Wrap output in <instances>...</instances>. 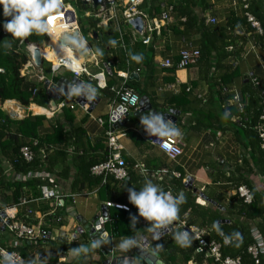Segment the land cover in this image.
I'll return each instance as SVG.
<instances>
[{
	"label": "crops",
	"instance_id": "1",
	"mask_svg": "<svg viewBox=\"0 0 264 264\" xmlns=\"http://www.w3.org/2000/svg\"><path fill=\"white\" fill-rule=\"evenodd\" d=\"M193 3L197 23L200 18L206 20L210 17L216 20V24L212 27H224L229 20L238 21L244 17L239 0H193ZM248 3H250L249 0ZM254 3L259 8L257 13L259 14V10L264 13V0H254ZM255 20L260 26V22L256 18ZM184 21V18L179 21L173 17L172 22L163 26L152 36L150 45L140 51L141 54L136 50L135 43L130 40L128 31L125 32L122 47L117 40H114L115 43L111 44V49L106 47L105 51V48L98 44L102 38L93 41L96 47L93 50L98 49L101 53L98 55L102 62L100 68L106 63L112 67L114 73L128 71V85L138 94L139 101L142 97H146L151 110L161 114L171 111L175 113L176 121L172 124L180 132L177 138L180 141L182 153L174 161L168 160L156 144L141 134L145 128L140 124V117L148 113L132 116L129 122L119 129V132L124 133L119 142L123 147V160L129 165L127 167L129 178L110 183L107 190L99 187L87 188L86 194L78 196L75 205L72 206L66 196L75 194L72 186L75 169L71 164V158L75 153L74 147L71 143L65 149L59 147L66 151L67 159L63 163H57L51 171H41L49 174L50 179H36L23 185L21 183L24 182L18 177L24 174L17 175L11 165L13 159L11 147L16 142L24 143L23 146H26L28 142L36 139L26 135L21 136L18 123L29 119L32 127L27 131L33 130L38 139L52 134V127L56 124L62 125L64 131L69 128L81 129L84 133L85 149L92 150L91 154L98 160L106 148L105 126H101L97 120H107L110 110L117 106L116 95L112 89L119 87V79L106 76L107 84L112 82L109 92L100 91V95H97L98 100L89 110L80 106L70 109V106L74 104L75 96L69 94L63 96L66 107L61 111L50 110L49 103L53 101L52 99L49 100L47 107H40L33 103L24 107L16 101H6L0 106L7 117L5 132L0 141V208H11L20 220L24 219L30 211L27 223L46 229L50 235V240L39 246H29L21 242L17 243L19 246L15 248L14 237L6 229L0 228V246L18 252L26 264H102L106 259L101 247L92 248V241L86 235H75L79 226L78 221L91 222L98 214V207L105 202L120 203L133 208L128 202L127 189L134 187L139 190L147 180L159 185V179L152 174L161 169L177 172L183 179H192V188L208 199V203L205 204L192 193L196 196V204L207 207L211 211L217 210L221 215V220L218 221L219 226L229 225L231 220H237L236 215L230 211L232 207L230 200L235 195L236 184L246 186L250 191L252 189L259 196H264L263 164L259 156L250 149L249 139L243 133L248 117H243L244 111L241 112L237 107L241 104L245 109L249 104L248 93L253 88V79L259 82L262 94L264 93V50L257 42L262 34L261 27L258 32L248 23V28L239 27V23L235 25V28L239 29H236L234 36L244 41L239 38L236 40L240 51L234 58L222 57L211 52L208 58L200 56L196 65L186 69H164L162 63L165 60L168 59L176 65L181 51H199L201 48L202 37L196 30V24L189 22L192 28L183 30L181 23ZM136 54L143 57L139 63L131 60V56ZM89 68L94 70L92 66ZM138 69L140 72L137 73ZM40 73L43 74V71L35 70L28 79L37 82L36 75ZM134 73H137V77L130 79ZM43 75L50 80L45 74ZM54 77L51 75V82ZM60 77L67 78V74L64 73ZM183 90L187 96L188 105L176 106L174 99L181 95ZM225 106L231 107L232 113L228 108L225 109ZM35 109L45 110L49 115L35 113ZM35 118H44V120L36 121ZM5 142L8 144L7 147ZM135 163L143 165L149 171V175H140L132 168ZM171 181L176 179L166 180L167 183ZM34 182L41 183L38 185ZM43 184L56 187L58 193L65 197L62 209L53 210L52 202L40 200L39 187ZM111 214L118 216L113 212ZM121 214L123 216V213ZM61 216V222L57 223L56 219ZM222 221L225 222L221 223ZM258 223L259 219L248 221L251 230L256 229ZM151 227L150 222L140 218L137 227L131 223L128 230H121L123 234L120 237L111 238L105 245L114 249L115 256H124L128 261L133 247L127 251L121 250L119 248L121 240L124 237H131L139 242L145 236L149 242V250L158 253L164 264H171L163 253V247L157 249L156 245H164L173 239V232L154 241L151 234L156 229L152 230ZM176 228L179 227H174L173 230ZM104 230L106 231L105 226ZM81 245L87 246L89 251L75 254L73 249ZM39 254L43 257L41 261H37ZM173 258L175 264H185L178 253ZM212 263L207 260L197 263L194 254L186 262V264ZM0 264L5 263L0 261ZM132 264L137 262L134 261Z\"/></svg>",
	"mask_w": 264,
	"mask_h": 264
},
{
	"label": "trees",
	"instance_id": "2",
	"mask_svg": "<svg viewBox=\"0 0 264 264\" xmlns=\"http://www.w3.org/2000/svg\"><path fill=\"white\" fill-rule=\"evenodd\" d=\"M249 2L248 10L250 14L255 16V18L260 22L262 34L257 42L264 50V13L260 10L259 14L257 13L259 8L255 6L254 0H249ZM76 4L80 7L82 5L80 0H76ZM172 4L174 17L176 20L180 21L181 18L185 19V21L181 23L183 30L192 28L189 22L193 23V25L196 24V30L200 32L202 37L201 48L199 50L201 57L205 56L208 58V55L211 52H214L216 55H221L222 57L231 56L234 58L236 55H238L240 47L238 44H236V40H244L234 36L236 29H239L235 28V25L239 23V27L248 28L247 21L244 17L238 21L231 19L224 27H212L213 25L205 24L204 18H200L197 23V18L194 16L193 11L195 5L193 0H177L175 2H173V0H144L142 7L147 11L150 17H156L159 15L162 5ZM6 19H10V17L5 18L2 14V9H0V24L5 22ZM89 23L90 27H95V22H93L91 19L89 20ZM2 29L3 28L0 27V70L2 71L0 72V106L6 101H16L24 107H27L31 103L40 107H47L50 99L47 97L45 91L41 87V83L32 82L27 76L24 75L25 66L29 61L26 43H32L41 46L47 41V37L45 34H33L26 39H12L9 33L3 35L1 32ZM128 30V27L124 28L125 32ZM98 32L102 35V39L99 41V43L97 42L99 46L103 49L105 48V51L106 47L111 49L109 40H117L118 34L116 31L111 26H108L107 28L101 29ZM22 40H24V42L19 44ZM9 44L10 47L5 46ZM135 45L137 47L136 50L138 53H140V51L144 50L145 48V46H143L139 41L136 42ZM48 66L49 65L44 62L41 68L42 71L44 72V68H48ZM59 78L60 77H54L53 82L56 83ZM111 84L112 82H109L103 92H109ZM252 87L253 88H251L250 93H248L250 98L249 104L246 106L243 113V117H248V122L243 129V133L249 139L248 142L250 149H252L259 156L260 162H262L264 169V148L261 147V140L257 134V131L255 130V127L259 123V118L264 109V104L262 103V88L255 87L253 85ZM33 89L37 90L35 97H32ZM175 101L176 106L180 105L185 107L188 105L187 96L184 90L181 95H179L177 98L175 97L174 102ZM227 108L229 111H231V107L225 106V109ZM6 119V115L0 109V120H3V123H0V141L5 132L4 127L6 124ZM35 119L36 121L44 120V118ZM30 122L31 121L29 119L19 122L18 129L21 136L26 135V137L36 139L34 140L36 141L35 146L33 145L34 141L27 143V145L33 151V159L30 162H26L22 159L20 155V148L24 143L16 142L13 147L9 146L11 147V153L13 156L11 165L17 175L27 174L29 172H39L42 170L51 171L57 163H63L67 159V153L64 149L67 148V146L71 143L75 152L73 154L74 157L71 158V164L75 169V176L73 177L72 182L74 193L84 196L86 194L85 190L87 188L92 189L99 187L100 189L107 190L110 186V183H115V181L112 179H106L107 183H102L101 178L94 177L90 174L91 167L104 160L105 151L102 153V157L97 160L96 156L91 154L92 150H86L83 144L84 133L81 129L74 130L73 128H69L67 131H64L62 125L56 124L54 127H52V134L38 139L36 138V134L33 132V130H30L29 132L27 131L30 129V127H32ZM4 144H6V147L8 146L6 142ZM59 147H64V149L61 150ZM50 153L51 155H49ZM128 178L129 177L127 173L126 179ZM33 180H30L29 182ZM158 181L159 185L165 191L170 189L173 196H176L178 193L182 192L185 197V202L180 205L177 220L184 221L189 226L191 225L204 228L207 233V241H213L221 244L220 252L223 257H228L231 259L239 258L241 264H256L255 260L247 252V248L254 244L253 235L251 233L248 221L259 219L256 230L264 242V196H259L251 189L253 198L252 202L250 204H245L243 200L235 194L230 200L232 203L230 211L232 214L236 215L237 220H231L229 225L219 226L218 221L221 220L220 213L217 210L211 211L207 207L197 205L195 202L196 196L193 195L192 192L190 193V191L185 190V185L181 180L171 181V183H167L164 179H159ZM40 183L37 182L36 184L39 185ZM21 184L24 185L25 183ZM238 187L239 184H236V189ZM134 208V206L133 208L129 207V212H123L114 209L110 210L114 214H118V216H112L110 212L109 221L105 224L109 239L120 237L123 234L121 231L122 229L128 230L132 223V216H136V223L134 226L137 227L139 225L140 218L138 217L137 210H131ZM121 213H123V216H121ZM177 231H181V229L176 228L172 231V234ZM223 238L229 240L227 245L222 244ZM190 241L191 243L187 247H181L177 245L174 239L167 241V243L163 245L162 250L169 263L175 264L173 256L176 253L180 255L182 261L185 264L192 254L196 256L197 263H201L203 260H207L212 263V260L207 257L206 252H197L198 243L191 237ZM257 264H264V254L259 255Z\"/></svg>",
	"mask_w": 264,
	"mask_h": 264
},
{
	"label": "built area",
	"instance_id": "3",
	"mask_svg": "<svg viewBox=\"0 0 264 264\" xmlns=\"http://www.w3.org/2000/svg\"><path fill=\"white\" fill-rule=\"evenodd\" d=\"M82 5L77 6L76 0H62L63 8L59 15H54L50 22V31L45 33L47 37V41L43 44V46H38L32 43H26V50L29 55V61L25 66L24 75L28 78L30 77L33 71L42 72V69L36 68L31 59V54L34 47H40L42 49L47 48L49 42L53 38H57V41L61 38L62 33H71L77 31L79 34V38L86 41V49L88 50V54L82 55L81 51H74L78 56L82 58V61L79 63L77 60L73 58H60L55 64L53 61H49L45 55L42 56L43 63H47L49 65V72L52 77L57 76L61 71L67 73V80H71V78H76L82 81L85 84H90L93 89L98 90V92L103 91L107 87L106 76L109 75L111 77L119 79V87L117 89H112L115 93L117 106L113 107L110 110L109 116L107 120L98 119L97 122L101 126H105L104 133V145H105V154L104 160L99 164L94 165L90 169V174L94 177L101 178L102 182L105 183L107 178H112L114 181H123L127 178V167L129 166L127 162L123 160L122 153L123 147L121 146L119 140L124 136V133L119 132L120 128H117V124L124 120L123 112L120 111V115L118 114L115 121H112V113L116 111V109H124L127 113H133L137 111V105L139 103V96L128 85L129 73L128 71H119L114 73L111 67L108 64H103L102 68H100L102 62L99 60L96 52L91 48L90 42L93 41L92 34L98 33L101 29H105L108 26H111L116 33L118 34L117 42L121 46L124 43V28L128 27V34L130 40L133 43L140 42L143 46L148 47L151 43L152 36L160 31V29L166 24L173 21L174 13H173V4L172 5H162L160 8V13L156 17H150L145 9H143L142 5L144 0H101L100 4L94 7L92 0H80ZM177 0H173L175 2ZM244 18L247 23L250 25L252 29L260 32V26L255 18L250 14L248 8V0H239ZM75 4L76 8L82 12V17L88 22V34L86 40L79 29L78 19L76 15V10L72 6ZM84 6V7H83ZM95 22V27H90L89 20ZM135 19L140 20L141 22V31H137L133 26L129 23ZM205 23L208 25H215L216 20L214 18H207ZM63 25V27H62ZM2 34H8L2 29ZM24 40L20 41L19 44L23 43ZM122 47V46H121ZM57 52L65 55L70 51L68 48H60L58 45L56 46ZM51 51V48H49ZM71 52V51H70ZM199 51L197 50H183L179 53V61L176 65H173L170 60H165L162 63V68L164 69H172L175 68L177 70L186 69L190 66L196 64L199 59ZM92 64V65H89ZM92 66L94 70H91L89 67ZM128 69V64H127ZM0 72H2L0 70ZM140 72V69L136 71ZM115 74V75H114ZM36 83H41L43 85L46 80L45 76L40 73L36 75ZM51 82V81H50ZM54 83V82H51ZM252 84L255 87H260V84L256 80H252ZM72 86V85H71ZM90 90V89H89ZM37 94V90L33 89L32 97H35ZM68 95L63 92V94L59 97V99L55 102L56 108L55 111H61L64 107H66L65 102L63 101V96ZM48 97V96H47ZM76 97V96H75ZM74 97L73 105L70 106V109H73L74 106H80L85 110H89L92 108L95 103L94 100H87L86 95L81 94L80 102H76ZM95 97V96H94ZM93 97V99H94ZM49 98V97H48ZM50 99V98H49ZM262 103L264 104V93L262 94ZM238 109L241 112L244 111V106L239 104ZM0 123H3V120H0ZM255 130L261 140V147L264 148V109L259 118V123L256 125ZM146 138L153 137L154 135H150L149 133L145 135ZM33 145H36V141L33 142ZM157 145V144H156ZM159 151L165 155V157L174 161L178 156L181 155L182 150L180 146V141L177 137L170 138L164 137L161 138V142L157 145ZM20 155L23 160L26 162H30L33 159V151L31 148L26 145L20 148ZM136 171L140 173L142 176L149 175V171L141 164L135 163L132 167ZM156 179H166L170 181L172 179L181 180L184 185L187 183V179H183L182 176L174 171H169L166 169H161L152 174ZM18 179L24 183L33 179L45 180L50 179L49 174H45L41 171L39 172H29L24 175H20ZM17 179V180H18ZM166 192H170V189H167ZM172 194V193H171ZM235 194L243 200L245 204H250L252 202V193L246 186H239L235 190ZM39 198L41 201L52 202L53 210L62 209V203L65 197L58 193L56 187L50 186L47 184H43L39 187ZM80 196L79 194H69L66 198H69L71 205H75L76 198ZM104 209L107 212L106 216H102V210ZM111 209L129 212V206L122 205L120 203H112L105 202L102 203L98 207V217L101 220L99 228L104 229L105 224L109 221V211ZM67 213V210H66ZM1 214L4 215V218L1 217ZM31 212L28 211L27 215L24 219L20 220L17 218L16 214L13 213L11 208H0V228L6 229L13 237L15 242L14 247L17 248L19 246L17 243H25L29 246H39L42 243H45L50 240V235L46 229H43L38 226L29 225L27 220L30 216ZM52 214V212H51ZM62 216L56 219V222H61ZM178 224V227L181 231H186L189 233V236L198 243L197 252H206L207 257H209L213 263L215 264H241L239 258L231 259L228 257H223L220 252L221 244L216 242L207 241V233L203 229H199L194 226L187 225L184 221L175 220L172 224ZM171 224V225H172ZM106 232V231H105ZM254 238V244L247 248V252L251 255V257L255 260V263H258V257L260 254H264V242L262 238L259 236L256 229L251 230ZM76 236L78 235V231L75 232ZM76 239V237L74 238ZM111 239V238H110ZM109 236H108V240ZM229 240L226 238L222 239V244L227 245ZM112 251L114 249L109 246ZM42 255H37V261L42 260ZM0 261L5 264H26L25 260L16 252L15 250H8L2 246H0Z\"/></svg>",
	"mask_w": 264,
	"mask_h": 264
},
{
	"label": "clouds",
	"instance_id": "4",
	"mask_svg": "<svg viewBox=\"0 0 264 264\" xmlns=\"http://www.w3.org/2000/svg\"><path fill=\"white\" fill-rule=\"evenodd\" d=\"M62 0H0V9L6 19L0 24V27L9 33L12 39L24 38L33 34H45L51 29L49 27L51 19L54 15H59L63 8ZM63 27V25H62ZM70 44H75L81 51L82 55L88 54L86 49V41L80 39L68 41ZM110 44L115 41L109 40ZM10 47L9 45H5ZM97 55H100L98 49L95 50ZM143 57L140 54L132 55L131 60L140 62ZM90 89V90H89ZM86 95V99L91 101L96 95L95 90L90 84L82 83L80 85L73 84L69 88V95L80 97L81 94ZM123 112L124 109L122 108ZM140 124L157 138L170 137L175 138L180 135L177 128L170 122H165L164 116L160 113L155 115L151 111L147 115L140 117ZM128 202L137 210L139 218L150 222L152 227L150 229H159L164 226L171 225L178 217L180 205L185 202L183 193H178L173 196L170 192H166L160 185L154 184L147 180L143 186L137 190L134 187L127 189ZM132 225L136 223V216L131 217ZM160 233H155L153 239H159ZM175 243L181 247H187L191 241L189 233L186 231H177L173 234ZM101 241H93L92 248H98ZM137 240L131 237H124L119 243L121 250L127 251L133 246H137ZM163 245L157 244L156 248H162ZM87 246L81 245L77 249H73L75 254L80 252H88ZM155 255V253H152Z\"/></svg>",
	"mask_w": 264,
	"mask_h": 264
},
{
	"label": "water",
	"instance_id": "5",
	"mask_svg": "<svg viewBox=\"0 0 264 264\" xmlns=\"http://www.w3.org/2000/svg\"><path fill=\"white\" fill-rule=\"evenodd\" d=\"M92 1L94 4V7L100 4L101 2V0H92ZM129 24L133 26L138 32L141 31L140 20L135 19L131 21ZM101 38H102L101 34H97V33L92 34L93 41H96L97 39H101ZM71 40H76L77 42L80 40L79 34L77 31L71 32V33H67V32L62 33L61 38L57 41V45L60 48H68L72 53H74V51H78L79 49L76 47L75 44L68 43V41H71ZM41 49L42 48L40 47H34L32 54H31L32 62L34 63L36 68H40V69L43 66V59H42L43 55H42ZM133 77H137V73L132 74L130 76V79H132ZM82 83H83L82 81L76 78H71L70 81L67 79L60 78L58 79L56 83H51L50 80L46 79L42 85V88L45 91V94L50 99L53 100V101H50L49 103L50 110L51 111L55 110L56 104L54 101H57L59 97L63 94V92H65V94H68L69 88L71 87V85L73 84L80 85ZM94 90H95L96 95L93 100L94 102H96L98 100L97 95H100V93L98 92V90L96 89ZM80 99H81V96L75 97V101L77 103L80 102ZM138 107L139 109L137 110V112L135 111L134 113H127L126 111H123L124 120L117 124V128L123 127L129 122L130 117L138 116L140 115V113H144V112L148 113L149 111H151L153 115L157 114L155 110H151L150 105H148L147 103L146 97H142L140 99L138 103ZM120 111L121 109H116V111L112 113V121H115L118 114L119 115L121 114ZM162 115L164 116L165 122L174 123V121H176L174 117L175 113L172 111L166 114H162ZM148 133L149 132L146 129L141 131V134L144 136L147 135ZM148 139L157 145L161 142V138H157V137L156 138L149 137ZM185 188L191 191L193 194L197 195L201 200H203L205 204L208 203V199L203 194L199 193L198 191L192 188V179L190 178L187 179ZM101 210H102V216H106L107 212L104 209V207H102ZM1 217L4 218V215L1 214ZM78 222H79L78 223L79 226L77 228V231H78L79 236L86 235L87 238L92 242L101 241V240L103 241L99 243V246H98V248L101 247L104 258L106 259L102 264H132L134 261L137 262V264H164L161 261V257L158 253L152 250H149L148 248L149 242L145 236L141 238L137 246H133V249L130 252V257L128 258L129 260L127 261V259L124 256H115L111 248L107 244L105 245L108 239V233L105 232L104 229L99 228L101 220L98 217V215L95 216L92 219V221L89 223L86 221H78ZM224 222L225 221H222L221 223H224ZM177 226L178 225L173 223L172 225H168V226H164L162 228L156 229L155 231L152 232L151 236L153 238V235L158 232L160 233L159 239H161L162 237L171 233L174 227H177ZM159 239H153V240L157 241ZM152 253H155V255H153Z\"/></svg>",
	"mask_w": 264,
	"mask_h": 264
},
{
	"label": "bare ground",
	"instance_id": "6",
	"mask_svg": "<svg viewBox=\"0 0 264 264\" xmlns=\"http://www.w3.org/2000/svg\"><path fill=\"white\" fill-rule=\"evenodd\" d=\"M56 46H57V38H53L50 42H49V46L47 48H44V49H41L42 51V55H45L46 58L48 57L49 59H52L51 61H53L55 64H57L58 60L60 58H73L75 60H77L79 63L82 61V58L80 56H78L76 53H72V52H68V54H61L60 52H57V49H56ZM49 48H51V51L49 50ZM47 51V52H46ZM12 107V106H11ZM35 113H42V114H48L49 113L45 110H38V109H35Z\"/></svg>",
	"mask_w": 264,
	"mask_h": 264
},
{
	"label": "rangeland",
	"instance_id": "7",
	"mask_svg": "<svg viewBox=\"0 0 264 264\" xmlns=\"http://www.w3.org/2000/svg\"><path fill=\"white\" fill-rule=\"evenodd\" d=\"M72 6L74 7V6H76V5H75V4H72ZM74 8H75V10H76L77 19H78V21H79L78 26H79L80 32H81L82 36H83L86 40H88V39H87V34H88V32H89V30H88V22H87L85 19H83V17H82V15H83L82 12H80L78 8H76V7H74ZM88 41H89V40H88ZM90 45H91V48H92V49L96 48V47L94 46V42H93V41L90 42ZM42 46H43V45H42ZM48 46H49V45H48ZM46 52H47V51H46ZM47 59H48L49 61L52 60V59H49L48 57H47ZM43 74H45L46 77H47L48 79L51 80V75H50L49 70H48L47 67L44 68V72H43ZM62 74H64L63 71H61L56 77H58V76L60 77ZM67 76H68V75H67ZM89 211H90V209H89Z\"/></svg>",
	"mask_w": 264,
	"mask_h": 264
}]
</instances>
